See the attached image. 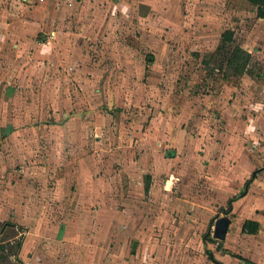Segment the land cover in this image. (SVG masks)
I'll return each mask as SVG.
<instances>
[{"label": "rangeland", "instance_id": "obj_1", "mask_svg": "<svg viewBox=\"0 0 264 264\" xmlns=\"http://www.w3.org/2000/svg\"><path fill=\"white\" fill-rule=\"evenodd\" d=\"M0 1L50 19L37 36L43 44L14 58H5L0 33V264L205 258L214 216L241 191L231 166H243L238 156L251 144L264 148L256 8L245 0H77L69 9L67 0ZM236 45L254 51L241 75L226 62Z\"/></svg>", "mask_w": 264, "mask_h": 264}, {"label": "crops", "instance_id": "obj_2", "mask_svg": "<svg viewBox=\"0 0 264 264\" xmlns=\"http://www.w3.org/2000/svg\"><path fill=\"white\" fill-rule=\"evenodd\" d=\"M67 1V4L65 3L67 9L77 4V0ZM9 5H0V33L6 35L4 46L9 47L8 52L5 54V58L8 59L20 55L21 49H27L34 41L43 44V41L38 39L37 36L39 31L44 29L50 21V19L44 20L46 16H38L37 13L31 16L33 18H29L26 11L24 12L19 6L13 5L11 2ZM148 5L151 4L148 3ZM53 13H57L56 10ZM259 20L264 21L263 18H259ZM51 33L57 35L58 31L52 30ZM248 51L253 55V50ZM249 119L250 121L253 120L252 118ZM262 122H264V119L260 120V124L264 127ZM258 135L259 140L261 139L264 142V130L263 133L259 132ZM250 136L255 142L259 141L254 135L250 134ZM249 147L251 149H246L245 153L238 156V160L243 162V166L240 164L231 166L230 164V177L227 176L232 179H235L237 174L242 176L239 185L241 190L239 195H242L235 200H227L228 206L222 207L225 212L214 216L213 226L215 228L220 219L227 218L228 225L225 235L219 236L216 234L214 242L205 246V248L210 249L207 250L208 255L205 258H203V255L195 257V264H264V200H262L264 196V148L257 151L258 144H251ZM235 156H237V153L233 154V159ZM244 156L247 158L251 156V159L247 160ZM260 158H262V166L259 165ZM246 168L247 170H245ZM249 172L251 176L245 179L244 176ZM248 179H250V183L245 189V183ZM234 184L229 188L235 187ZM255 189L258 191H254ZM256 200H260V203L255 202ZM246 219H254L259 222V229L256 233L243 230ZM214 232L216 233V229H214ZM174 260L175 256L172 255L169 258V264H173Z\"/></svg>", "mask_w": 264, "mask_h": 264}, {"label": "trees", "instance_id": "obj_3", "mask_svg": "<svg viewBox=\"0 0 264 264\" xmlns=\"http://www.w3.org/2000/svg\"><path fill=\"white\" fill-rule=\"evenodd\" d=\"M251 5H254L256 8L255 16L257 18L264 19V0H246ZM223 38L226 42L232 41L233 32H225L223 34ZM252 54L243 48L240 45H236L232 48L230 55L228 56L226 62L229 67H231L232 71L235 75H241L247 72L248 64L251 61ZM250 183V179L246 180L245 189L248 187ZM242 194L233 196L230 200H235L239 198ZM259 229V222L254 219H246L243 224V230L249 233H256ZM4 248V245L1 246Z\"/></svg>", "mask_w": 264, "mask_h": 264}, {"label": "water", "instance_id": "obj_4", "mask_svg": "<svg viewBox=\"0 0 264 264\" xmlns=\"http://www.w3.org/2000/svg\"><path fill=\"white\" fill-rule=\"evenodd\" d=\"M227 225H228V220L227 218H222L217 222V226H216V234L219 236H223L225 235L226 229H227ZM133 247H136V242H134Z\"/></svg>", "mask_w": 264, "mask_h": 264}]
</instances>
